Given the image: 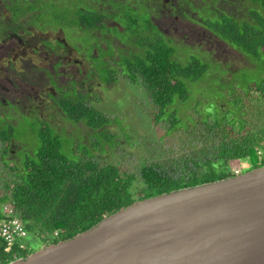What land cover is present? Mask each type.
<instances>
[{"label": "rangeland", "instance_id": "rangeland-1", "mask_svg": "<svg viewBox=\"0 0 264 264\" xmlns=\"http://www.w3.org/2000/svg\"><path fill=\"white\" fill-rule=\"evenodd\" d=\"M125 1V5L134 7L126 6V13L117 10L108 12L105 9L108 24L104 20L106 25L93 34L92 30L80 26L81 18L76 10L79 5L107 7L110 0H0V8L8 7L11 10V16L4 17V20L0 16V36L3 32L9 34L15 31V19L21 15L22 9H31L19 21L29 28L31 35L21 29L25 39L18 42L15 38V46H20L15 51V57L10 53L1 63L9 70L10 79L16 84L14 100L21 103L17 107L11 106V109L15 107L9 111L12 123L0 119V138L13 137V148L20 163L26 160L27 155L36 153L42 145L39 136L42 127L49 131L51 138H55L54 146L60 145L61 152L68 157L94 153L104 163H116L122 169L135 173L145 163L167 159L174 161L193 152L196 146H203L197 138H204L202 134L206 123L199 119V108L214 112L217 102L225 110L234 102V98L225 96V89H229L231 94L233 88L241 90L250 80L258 79L256 69L243 67H254L249 57L202 25V22L214 20L217 16L212 14L214 6L227 12L236 9L238 16L249 15L248 12L254 10L249 1L176 0L179 7L173 9L178 14L175 18L171 17L175 13L164 7L163 0ZM152 14L159 17L155 20L167 30V36L155 25L150 16ZM48 27L51 28L47 30ZM59 27L65 33L71 53L64 50L67 49L66 44L59 40L58 34L50 35ZM59 37L64 38L63 33ZM157 39L172 45L177 59L184 63L194 58L224 63L211 64L203 82L193 89L189 101L185 104L179 101L166 107L164 117L160 119L157 118L160 109L152 102L145 88L127 75L129 63L145 55L148 45ZM24 41L25 45L22 44ZM50 48H63L58 54L66 61L65 68H79L83 73L77 70L75 74L69 71L65 73V68H59L62 61L54 65L53 73L51 60L57 57ZM46 51L51 56L47 57ZM11 58L15 61L13 68L10 66ZM53 80L58 82L54 83ZM4 82L9 85L6 80ZM185 83L190 91L189 82ZM85 101L108 120L109 126L106 128L109 132L93 126L90 128L85 121L74 123L69 119L68 111L65 112L66 116L63 114V109L75 108ZM176 108L180 109L174 113ZM175 117L180 119L182 125L171 129L166 120ZM184 125L190 126L187 129ZM259 125H264V121H260ZM261 128L258 126L259 130ZM15 153L7 155V165L0 158L1 184L12 179L9 167L14 165ZM244 163L249 165L248 161ZM246 172L244 170L243 173ZM38 240L35 235L29 234L24 242L34 247L36 252L45 247Z\"/></svg>", "mask_w": 264, "mask_h": 264}, {"label": "trees", "instance_id": "trees-1", "mask_svg": "<svg viewBox=\"0 0 264 264\" xmlns=\"http://www.w3.org/2000/svg\"><path fill=\"white\" fill-rule=\"evenodd\" d=\"M245 1L254 7L249 15L238 16L236 9L227 12L214 6L212 14L217 16L214 20L202 22L213 34L249 57L254 67H243L254 68L258 73V79L250 80L241 90L235 87L229 94V89H225V96L234 98L231 107L224 110L216 102L214 112L198 109L199 119L206 123L204 138H197L203 146H196L193 152L174 161L145 163L135 173L116 163H104L94 153L68 157L61 152L60 145L54 146L55 138H51L49 131L42 127L39 134L42 145L36 153L27 155L23 163L15 153L14 165L9 167L12 179L0 183V209L1 204L11 202L30 235H35L47 246L90 229L136 201L234 177L244 170L249 172L264 166V154L259 152L260 148L264 151V125H259L264 121V0ZM125 3V0H110L106 11L126 13L128 5ZM130 5L128 7H134ZM82 7L80 26L95 31L106 25L105 9ZM148 47L145 55L129 63L127 75L135 83H141L152 102L159 107L158 119L164 117L166 107L189 101L193 89L203 82L211 64H224L212 59L210 63L203 58L204 61L194 58L184 63L177 59L175 48L161 39ZM185 81L189 82L190 91ZM179 109L176 108L174 113ZM66 111L74 123L85 121L90 128L109 132L106 128L108 120L86 101L78 103L75 108L63 109L65 116ZM211 117L213 120L210 121ZM166 122L171 129L182 125L177 117ZM189 126L183 127L188 129ZM258 126L263 128L259 130ZM11 141L12 136L0 138V158L5 165L9 163L6 157ZM245 159L249 163L247 166ZM6 247L0 237V264L26 258L35 249L30 245L16 244L6 251Z\"/></svg>", "mask_w": 264, "mask_h": 264}, {"label": "water", "instance_id": "water-1", "mask_svg": "<svg viewBox=\"0 0 264 264\" xmlns=\"http://www.w3.org/2000/svg\"><path fill=\"white\" fill-rule=\"evenodd\" d=\"M9 264H264V166L136 201Z\"/></svg>", "mask_w": 264, "mask_h": 264}, {"label": "flooded vegetation", "instance_id": "flooded-vegetation-1", "mask_svg": "<svg viewBox=\"0 0 264 264\" xmlns=\"http://www.w3.org/2000/svg\"><path fill=\"white\" fill-rule=\"evenodd\" d=\"M163 1H164V5H165V6L164 5L163 6L168 8L169 11L170 10L173 11V9H177L179 7L178 6L179 4H178V2L176 0H163ZM168 1H169V3H168ZM83 9L84 8L82 7V5H79L77 10H76V12L78 14H81L80 11L83 10ZM93 9H99V10L102 9L104 11V9H106V7L105 6H99V8H93ZM22 10H23V12L21 13V15L18 16L15 19V25H17L15 31L9 32V34H6L5 32H3L2 36H0V119L4 118L9 123H12L11 119L9 118L10 117L9 111H11V110L13 111V109L15 107H17V105H18V103L20 101L19 100H16V101L14 100L15 94H16V91H15V85L16 84H15V82L13 80L10 79L9 70L5 66H3V64H1V63H2L3 60H5V59H7V57H9L10 53H12V56L15 57V51H17L18 50L17 48L20 47L19 45L15 46V38L18 40V42L19 41L21 42V41H23V39H25V37L22 36V33L20 32L21 29L24 30L25 34L31 35V33L28 30L29 28L23 26L24 24L19 22L23 15H25L28 12H31V9L30 8H27V9L23 8ZM10 11L11 10L8 7L0 8V16H3V20H4V17L7 18V17L11 16ZM151 17L155 21V24L158 26V28L160 30L164 31L165 33H167L166 32L167 30L164 29L163 26H161V24L159 22H156L155 18H159V17H157L156 15L153 16V14L151 15ZM171 17L175 18V17H178V15L176 13L175 14H171ZM106 24H108V19H107V23ZM30 25H31V23H30ZM76 26H78V25H76ZM114 26L118 27L119 29H122V27L120 25L115 24ZM50 28L51 27H48L47 30L50 29ZM61 28L62 27H59L58 30H55V33L50 32V35L58 34L57 37L59 38V40H62L66 44L65 47L67 49H64V50H66L67 53H71L70 48H68L69 45L66 42V38H65V35H64L65 33L61 30ZM26 32H28V33H26ZM61 33H63V37L64 38L59 37V35ZM93 34H94V31H93ZM42 35H44V32L42 33ZM50 35H48V36H50ZM57 37H54V38H57ZM25 41L22 44L25 45ZM50 50L53 52L54 56L57 57V59L54 60L52 58V60H51L53 73H55V69H54L55 66L54 65L56 63H58V62L61 63V61H62L63 64L62 65L60 64V66H59V68L62 69V68H65L66 61H64V58L62 59L61 54H58L61 50H63V48H50ZM49 56H51V54H49L47 52V57H49ZM13 62L15 63L14 58H11L10 59L11 68H13ZM75 70H77V72H79L81 74L83 73V70H79V68H76ZM75 70L74 69L65 68L64 72L66 73L67 71H69L71 74H75ZM4 73H5V75H4ZM58 78L59 77H57V79ZM70 78H72V76H70ZM4 80H6L9 83V85H5ZM57 82H58L57 80L54 81V83H57ZM52 85H53V83H52ZM11 106H15V107L11 109ZM9 146H10L9 147V153H11V152L15 153V149L13 148L14 145L12 144V141L10 142Z\"/></svg>", "mask_w": 264, "mask_h": 264}, {"label": "built area", "instance_id": "built-area-1", "mask_svg": "<svg viewBox=\"0 0 264 264\" xmlns=\"http://www.w3.org/2000/svg\"><path fill=\"white\" fill-rule=\"evenodd\" d=\"M259 152L264 154L262 149ZM29 234L24 222L15 213L13 204H2L0 209V237L7 244L6 251L11 250L16 244L22 247L27 246L28 244L24 240Z\"/></svg>", "mask_w": 264, "mask_h": 264}, {"label": "clouds", "instance_id": "clouds-1", "mask_svg": "<svg viewBox=\"0 0 264 264\" xmlns=\"http://www.w3.org/2000/svg\"><path fill=\"white\" fill-rule=\"evenodd\" d=\"M260 149H261V148H260ZM260 149H259V150H260Z\"/></svg>", "mask_w": 264, "mask_h": 264}]
</instances>
